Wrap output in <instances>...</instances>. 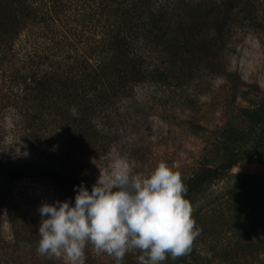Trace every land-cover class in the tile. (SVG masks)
<instances>
[{
    "label": "trees",
    "instance_id": "trees-1",
    "mask_svg": "<svg viewBox=\"0 0 264 264\" xmlns=\"http://www.w3.org/2000/svg\"><path fill=\"white\" fill-rule=\"evenodd\" d=\"M224 2L0 0V83L17 87L36 116L60 115L73 134L71 162L46 175L76 193L82 181L73 166L84 161L86 146L109 144L137 123L143 109L157 105L167 114L177 105L194 109L196 104L187 103L193 101L187 89L203 68L216 66V51L200 33L174 23L179 9H208L215 23L224 14L233 27L264 29V0H235L230 12L222 9ZM200 16L196 12L194 20ZM227 77L235 100L238 79ZM215 141L217 164L202 163L183 180L190 204L208 182L264 152V94L253 106L239 108L217 130ZM23 176L0 159V264H41L28 257L37 252L32 244H1L3 223L12 216L9 183Z\"/></svg>",
    "mask_w": 264,
    "mask_h": 264
},
{
    "label": "rangeland",
    "instance_id": "rangeland-1",
    "mask_svg": "<svg viewBox=\"0 0 264 264\" xmlns=\"http://www.w3.org/2000/svg\"><path fill=\"white\" fill-rule=\"evenodd\" d=\"M224 1L222 9L230 12L235 0ZM196 9L183 6L173 16L176 25L200 33L215 46L216 66L203 68L200 79L187 89L193 99L187 103L196 104L194 109L177 105L168 114L157 105L150 111L143 109L137 123L127 125L109 144L98 141L93 147L86 146L84 161L73 166L82 182L92 186L101 172L108 175L117 168L126 169L131 176H147L162 161L179 172L182 180L188 179L202 163L217 164V130L239 108L253 106L264 94V29L233 27L224 14L215 23L208 19V9ZM196 12L202 16L195 21ZM227 74L239 82L235 100ZM34 113L17 87L0 83V159L24 172L22 178L9 183L12 216L3 223L1 244L37 248L41 204L57 200L75 203V192L46 175L71 162L70 126L60 115ZM191 206L199 235L190 254L177 259L169 255L161 264H264V152L208 182ZM140 255L134 249L126 253L122 264H139ZM85 256V264H116L107 253L96 254L91 244L86 246ZM28 257L41 264H66L63 258L37 252Z\"/></svg>",
    "mask_w": 264,
    "mask_h": 264
},
{
    "label": "clouds",
    "instance_id": "clouds-1",
    "mask_svg": "<svg viewBox=\"0 0 264 264\" xmlns=\"http://www.w3.org/2000/svg\"><path fill=\"white\" fill-rule=\"evenodd\" d=\"M186 193L180 173L163 161L147 176L119 168L101 172L91 191L83 182L76 187L74 205L71 200L41 204L37 252L66 264H85L88 244L116 264L134 249L142 253L139 264L186 256L199 235Z\"/></svg>",
    "mask_w": 264,
    "mask_h": 264
},
{
    "label": "built area",
    "instance_id": "built-area-1",
    "mask_svg": "<svg viewBox=\"0 0 264 264\" xmlns=\"http://www.w3.org/2000/svg\"><path fill=\"white\" fill-rule=\"evenodd\" d=\"M260 179H262V178H260Z\"/></svg>",
    "mask_w": 264,
    "mask_h": 264
}]
</instances>
